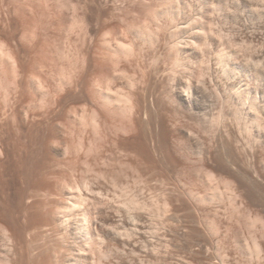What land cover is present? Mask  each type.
Wrapping results in <instances>:
<instances>
[{
	"label": "rangeland",
	"instance_id": "obj_1",
	"mask_svg": "<svg viewBox=\"0 0 264 264\" xmlns=\"http://www.w3.org/2000/svg\"><path fill=\"white\" fill-rule=\"evenodd\" d=\"M0 264H264V0H0Z\"/></svg>",
	"mask_w": 264,
	"mask_h": 264
},
{
	"label": "bare ground",
	"instance_id": "obj_2",
	"mask_svg": "<svg viewBox=\"0 0 264 264\" xmlns=\"http://www.w3.org/2000/svg\"><path fill=\"white\" fill-rule=\"evenodd\" d=\"M229 54H230V53H229ZM229 54L227 53V55H229ZM230 55H231V54H230ZM221 58H222V57H221ZM224 63H226V62H224ZM227 64H228V63H227ZM227 64H226V65H227ZM224 65H225V64H224ZM226 65H225V66H226ZM227 69H229V68H227ZM227 69H226V71H227ZM180 86H181V85H180ZM185 87H186V86H185ZM174 88H175V87H174ZM181 88H182V87H181ZM183 88H184V87H183ZM183 88H182V89H183ZM190 88H191V87H190ZM190 88H189V89H190ZM192 88H193V87H192ZM196 88H197V86H196ZM184 89H186V88H184ZM194 89H195V88H194ZM175 90H176V89H175ZM178 91H179V90H178ZM193 91H194V90H193ZM182 92H183V91H182ZM182 92L180 93V95L182 96V98L185 99V101H187V103L189 102V104H191V100H192V99H191L188 95H186L187 93L184 94V93H182ZM184 92H185V91H184ZM189 92H190V91H189ZM189 94H190V93H189ZM124 95H125V94H124ZM192 97H193V96H192ZM182 98H181V99H182ZM193 98H194V97H193ZM250 99H251V98H250ZM255 103H256V102H255ZM185 104H186V103H185ZM193 104H194V103H193ZM236 114H237L238 116H241V115L243 114V111L238 110ZM257 116H258V115H257ZM81 197H83V196L81 195ZM79 199H80V197H79ZM74 204H75V203H74ZM65 206H66V205H65ZM71 206H73V205H71ZM62 207L64 208V205H63ZM67 207H68V206H67ZM67 213H68V212H67ZM65 215H66V214H65ZM31 220H32V219H31ZM39 222H40V221H39ZM39 222H37V223L40 224ZM34 223H35V222H34ZM41 225H43V224H41ZM89 232H90V231H89ZM253 243H254V242H253ZM249 248H250V247H249ZM254 250H255V249H254ZM256 251H257V250H256Z\"/></svg>",
	"mask_w": 264,
	"mask_h": 264
}]
</instances>
